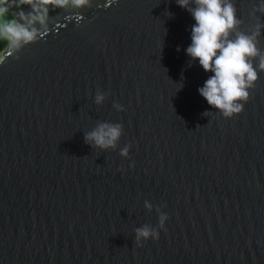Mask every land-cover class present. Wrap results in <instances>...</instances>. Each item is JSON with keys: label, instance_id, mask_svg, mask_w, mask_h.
I'll use <instances>...</instances> for the list:
<instances>
[{"label": "water", "instance_id": "water-1", "mask_svg": "<svg viewBox=\"0 0 264 264\" xmlns=\"http://www.w3.org/2000/svg\"><path fill=\"white\" fill-rule=\"evenodd\" d=\"M91 3L50 11L19 59L0 52V264H264V72L224 118L176 0ZM234 3L247 31L258 0ZM99 122L123 125L116 149L85 143ZM145 224L159 239L138 247Z\"/></svg>", "mask_w": 264, "mask_h": 264}, {"label": "clouds", "instance_id": "clouds-1", "mask_svg": "<svg viewBox=\"0 0 264 264\" xmlns=\"http://www.w3.org/2000/svg\"><path fill=\"white\" fill-rule=\"evenodd\" d=\"M176 3L195 21L191 26V44L186 48V54L191 61H198L205 72L211 73L203 86L198 88L199 94L224 118L241 114L250 100L251 90L256 87L259 73L264 72V49L259 46L264 23L256 15H264V0H258L253 5L250 15L256 23L247 31L241 30L243 21L237 16L234 0H176ZM91 4V0H18L17 18L8 21L0 19V40L6 41L8 54L19 59V53L26 46L39 42L48 33L50 11L71 10L78 13ZM22 6H27L29 10L24 11ZM7 11V7L0 6V17ZM180 85L182 88L183 84ZM107 95L97 91L95 104H103ZM113 107L118 111L124 110L119 103H114ZM209 113L206 111L204 115ZM122 131L120 123L99 122L85 133L84 140L93 148L116 149ZM130 147L122 148L120 155L127 158ZM134 166V163L130 165ZM144 207L149 211L153 209L147 200ZM168 218L167 214L159 212V229L165 228ZM159 235L157 228L145 224L135 229V244L142 247L144 241L158 240Z\"/></svg>", "mask_w": 264, "mask_h": 264}, {"label": "trees", "instance_id": "trees-1", "mask_svg": "<svg viewBox=\"0 0 264 264\" xmlns=\"http://www.w3.org/2000/svg\"><path fill=\"white\" fill-rule=\"evenodd\" d=\"M9 0H0V6H4L5 7V4L6 2H8ZM0 19L4 20V21H8V20H11L13 19V17L8 14L7 12L4 14L3 17H0ZM6 45V41L4 40H0V50Z\"/></svg>", "mask_w": 264, "mask_h": 264}, {"label": "rangeland", "instance_id": "rangeland-1", "mask_svg": "<svg viewBox=\"0 0 264 264\" xmlns=\"http://www.w3.org/2000/svg\"><path fill=\"white\" fill-rule=\"evenodd\" d=\"M3 48H4V47H3ZM3 48H2V49H3ZM2 49H1V50H2ZM1 50H0V52H1Z\"/></svg>", "mask_w": 264, "mask_h": 264}]
</instances>
